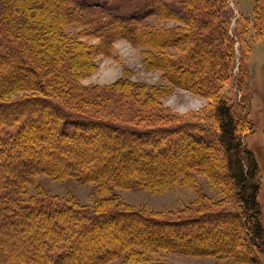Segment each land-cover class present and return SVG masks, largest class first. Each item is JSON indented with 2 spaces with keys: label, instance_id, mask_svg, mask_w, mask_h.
Masks as SVG:
<instances>
[{
  "label": "rangeland",
  "instance_id": "374dc122",
  "mask_svg": "<svg viewBox=\"0 0 264 264\" xmlns=\"http://www.w3.org/2000/svg\"><path fill=\"white\" fill-rule=\"evenodd\" d=\"M144 1L153 4L154 9L141 19L128 21L132 23L131 31L139 33L138 37H129V34L123 36L122 27L128 25L124 23L118 27L117 22L125 21L114 17L134 12L140 14L139 8L141 7L138 6ZM33 2L34 0L32 3L31 0H28L26 8L21 7L17 12L12 13L10 34L13 37L10 38L11 41L18 46L22 45L21 41H23L24 35L22 30L18 34L19 22L28 21L34 25L33 30L37 35L41 29L38 28L37 21L47 23L46 21L51 19L54 14L56 19L54 26L66 31V34L71 35V38L73 35L78 36V41L81 40L87 45L97 47L99 52L97 51L93 56L94 65L90 71L83 73L80 77L79 82L85 90L81 91L80 97L87 99L88 96L91 100L93 98L106 113L107 117L105 118L117 122L121 126L120 130L127 132L126 134H122L120 131L116 132V137L121 139L120 145L124 143L122 137L127 140L126 143L135 144L133 146L136 148L135 152L142 162L149 165L148 168L170 165L178 161L188 164V161L197 158H201L205 163L206 171L197 172L195 170L190 174H184L182 179L179 178L169 185H162L158 190H151L149 187L131 183L132 186L129 185L128 188L113 186L114 193L116 192L126 204L148 213H158L159 216L173 221L194 217L204 209L213 208L217 212L223 206L226 207L224 210L232 211L238 215L241 209L238 208L240 205L235 199L234 168L229 166L227 152L220 142L222 130L219 118V100L223 98L229 101L228 103L236 115L237 132H239L246 127V123L240 120V115L243 111L242 104L247 96L249 97L248 111L250 119L254 123V132L248 135L245 143L257 166L256 172L260 184L258 200L264 223V34L258 35L255 28L256 0H228L230 7L228 10L235 16L232 29L236 35L240 36L242 44L236 51L234 62L231 63V59H227L228 66L232 65V74H229V78L219 90L218 95L221 99H218V95L212 99L208 95L187 87L184 76H180L182 69L172 70L170 66L166 69L164 66L167 63L162 62L164 55L178 57L182 54L183 57L185 52L193 47V43L182 45L179 37L182 35V31H187L197 38V32L194 30L196 25L204 20V17L198 14V9L203 8L198 0H64L61 2L64 11H59L51 5L52 10L45 3L40 9V6H36ZM186 3H189L191 10L184 7ZM228 4L224 0L221 12L217 13L213 19L214 26L220 35L224 32L227 33L229 29L231 16L226 10ZM32 6L37 7L39 11L38 13L31 12L29 15L27 13L34 9ZM207 17L209 18L210 14ZM61 21L62 23H60ZM117 31L119 35L113 36ZM166 40L168 41L166 42ZM220 40L222 42L221 50L224 53L229 43L226 40ZM0 43L5 44L6 50L9 41L0 38ZM29 43L31 46L27 47L32 49L33 43L30 41ZM39 44L35 41L33 46L37 48ZM236 44L239 45V41ZM241 49L242 60L240 58ZM1 51L3 50L1 49ZM73 57L70 53L62 54L61 66L73 61ZM241 63L247 65L249 74V81L244 91L238 84L240 74H243ZM62 73L71 77L69 71ZM117 83L124 86L126 83H130L134 87H140L145 96L154 93V96H157L153 103L154 109L143 108L144 96L140 97L137 92L132 94L131 92L118 91L116 87H113ZM1 88H3V83L0 79V91ZM22 96V92H17L12 97L14 100H19ZM63 96L62 101L66 105L70 102L68 100L70 97L66 94ZM3 104L6 106L7 101H4ZM5 106L0 105V109L3 108L2 112L0 111V122L10 116L8 112L3 111ZM28 112L30 115L33 110ZM90 112L89 110V114ZM62 113L61 117H54L53 124H51L53 117H46L45 122L40 120L44 116L39 111L38 115L35 114L34 117L28 116L29 122L23 123L22 127L19 125L20 123L8 127L7 122L0 126V182L4 178L15 177V168L25 169L23 163L27 161L28 157L33 161L32 165L53 159L58 161L57 157L61 160L59 162L64 163L62 160L66 159L65 155L68 158L65 151L75 145L71 140L72 136L78 133H80V139L76 140L77 145L85 152L78 160H76L78 154L69 157L70 160L74 159L79 162L89 156L98 157L101 160L100 163L111 160L110 158L113 157L110 154L111 150L117 146L115 138L111 137V132L101 137V131L97 128L85 126L79 129L77 124L70 121L73 120V117H67V113L63 111ZM176 119L177 121L169 124V121ZM168 125L173 126L168 127ZM20 127L26 130L25 135H27L25 141L16 143L15 148H18V144L22 148L21 154H18L17 150L11 153L12 155L6 154L11 142L6 138L18 131ZM174 127L176 128L174 129ZM174 130H176L175 133ZM131 131L136 136H130L128 133ZM59 144H62L61 150ZM97 145L98 149L94 147ZM102 146H106L104 150ZM127 146L126 148L118 147L121 151H127L129 150ZM28 152H32L31 155ZM186 153L190 154L186 155ZM209 170L213 172L215 178L211 177L208 173ZM215 173H218L219 176L218 174L216 176ZM158 176L160 175L157 174L154 177ZM23 182L22 185L25 186L26 193L21 197L22 201H30L29 199L36 201L43 197L48 200L56 198L61 202L70 199L80 205L92 208L100 199V195L96 191L97 183L93 179L82 181L69 174L54 176L47 171H39L34 177L29 176ZM223 195L225 200L219 202ZM23 216L22 219L20 218L21 220L15 218V222L10 220L11 222H8L2 229L3 237L0 235V247L4 249L5 246L8 250L6 253L8 252V255L13 253L16 258V262L12 261L10 264H34V257L24 254L20 244L24 227L35 231L49 229V227L57 225L54 222L57 219V214L54 211L40 212L33 209L30 214ZM206 221H209V225L216 223L219 225L214 228H211L210 225L207 230H205V225L188 226L179 230V235H182L183 240L200 239L201 244L198 246H192L191 250L187 249L189 251H186L185 249L182 252L163 250L153 256L171 264H264V256L256 249H251L250 234L242 228L238 218H234L235 222L232 226L228 223L223 224L221 218H211ZM124 222V220L111 219L107 225L111 227L116 225L114 231L125 235L141 232L144 234L153 227L145 224L140 228L138 226L135 228ZM106 226L103 227V230L100 228L96 233L89 235L92 242L94 239L97 242L92 246L99 248V251L94 253V257L98 255L102 258V256L108 255L107 251L110 252V249L121 243L119 238L114 237L115 235L108 234L110 231L108 229L111 228L106 229ZM172 231L168 228H159L155 233L163 237H173L174 241L180 242L181 236L175 237V232L173 231L172 234ZM100 234L104 235L103 239H100ZM97 236L99 240H97ZM215 240L218 242L215 243ZM77 260L81 261L79 264L88 262L82 253L75 252L72 255H66L59 264H77L74 263ZM0 261H2V256ZM100 264H126L125 255L114 253Z\"/></svg>",
  "mask_w": 264,
  "mask_h": 264
},
{
  "label": "trees",
  "instance_id": "16d2710c",
  "mask_svg": "<svg viewBox=\"0 0 264 264\" xmlns=\"http://www.w3.org/2000/svg\"><path fill=\"white\" fill-rule=\"evenodd\" d=\"M62 1L64 0H34L33 3L36 6H40V9L45 3L51 9V5H53L59 11H64L61 4ZM198 1L203 5V8L200 7L198 9V14L199 16H203L204 20H201L194 30L197 32V38H194L193 35L187 31H182V35L179 37L182 45L193 43V47L186 51L183 57L182 54L178 57L164 55L162 62L167 63L164 66L166 69L169 66L172 70L181 68L182 75L180 74V76H184L187 87L193 88L197 92L208 95L210 98L214 99L217 97L226 79L229 78V74H232V65L230 66L229 64L228 66L227 59H231V63L234 62L236 51L240 49L242 41L240 40V36L236 35L232 29L235 16L228 10V8L230 9L228 0H225L228 4L225 6L231 16L228 25L229 29L227 33L224 32L222 35H220V32L215 28L213 19L217 13L221 12L224 0ZM27 3L28 0H0V38L9 41L6 50L5 44L0 43V79L1 83H3V88H1L0 91V105L5 106L3 102L7 101V105L4 107L3 111L8 112L10 115V120L6 118V120L0 122V126L7 122V124H9L7 125L8 127H13L18 123H20L19 125L22 127L23 123L26 124L29 122L28 116L34 117L35 114L38 115L39 111L41 115L44 116V118L41 117L40 120L45 122L46 117H53L51 121V124H53L54 119L57 116L61 117L63 111L67 113V117H73V120L70 121L77 124L79 129L85 126L97 128L101 131V137L111 132V137L115 138L117 146L115 149L111 150L112 152L109 151L113 157L110 158L111 160H108V162L105 160L104 163H100L101 160L98 159V157L92 156H89V159L85 158L83 161L79 162L74 159L70 160L71 158L69 157L77 154L76 160H78L85 152L84 149H81V147L77 145L78 142L76 140L80 139V133H78L72 136L71 142L73 141V143H75V145H73L75 147L72 146L69 150L65 151L68 158L65 155L66 159L62 160L64 163L59 162L61 160L57 157L58 161L53 159L44 163L41 162L40 164L36 163L32 165L33 161L28 157L27 161H24L25 163L22 162L25 169L19 170L15 168V177L10 179L4 178V180L0 182V235L2 236V229L6 227L8 222H11L10 220L15 222V218L17 220L20 218L22 219L24 217L23 215L30 214L33 209L36 211L39 210L40 212L54 211L57 214V219L54 221L57 225L49 227V229H37L35 231H31L28 227H24L20 244L24 254L34 257V264H59L62 258L66 255H72L75 252L83 254L84 259L86 258V261H88L86 264H100L103 260L105 261L110 258L114 253H116V255H125L126 264H171L167 261H162L161 258H155L153 255L163 250L168 252H182V250L185 251L186 249V251H189L192 246L195 247L201 244L199 241L200 239L189 238L183 240L182 235H179L180 229L188 226L205 225V230H207L210 228L209 226L211 224L209 225V221L206 220H210L211 218H221L223 224L228 223L232 226L235 222L234 218H238L242 228L250 234L251 249H256L264 256V223L262 221L260 202L258 200L260 184L256 172L257 166L245 143L248 135L254 132V123L250 119L248 111L249 97L246 96V100H244L242 104L243 111L240 115V120L246 123V127L237 132L238 122L235 120L236 115L234 110L229 105V101L223 98L221 99L218 95V99H221L219 100V118L222 130L220 142L227 152L229 166L234 168L233 178L236 184L235 199L240 205L238 208L241 209L238 215L232 211L224 210L226 207L223 206L217 212H215L216 210L213 208L208 210L204 209L203 212L199 211L194 217L173 221L159 216L160 214L158 213H148L140 208L138 209L132 205L126 204L116 192H113V186L128 188L132 186L131 183H137V185L149 187L151 190H158L162 185H169L179 178L182 179L184 174H190L195 170L197 172L200 170L206 171L205 163L202 162L201 158H197L188 161V164L187 162L178 161L170 165L156 168L150 166V168H148L149 165L142 162L137 152H135L136 148L133 147L135 144L126 143L127 140L122 137L124 145L122 143L120 145L121 139L120 137H116V132L120 131L122 134H126L127 132L121 131V126L117 122L110 118L107 120L105 118L107 117L105 115L106 113L97 105L93 98L91 100L88 96L87 99L86 97L84 99L80 97L81 91H85L84 86L79 82L80 77L83 73L90 71L91 67L94 65L93 56L97 51L99 52V50L97 47L87 45L86 42H82L81 40L78 41V36L76 37L73 35V38H71V35L68 34V36L66 31L54 26V24H56L54 14L51 16V19L46 21L47 23L37 21L38 28H41L37 35L35 34V30H33L34 25H31L28 21L19 22L17 26L18 34L21 32L20 30H22L24 36L22 37L23 41H21L22 45H16L11 41L12 39H10L13 37V35L10 34L12 28L11 18H13L12 13L17 12L21 7L26 8L28 6ZM188 4L189 3H186L184 7L191 10L192 8ZM138 7H141L139 8L141 11L140 14L134 12L128 13V15L119 14L114 17L125 21L123 23L117 22L118 27L124 23L128 25L127 27H122L123 31H121V33L123 36L129 34V37H138L139 33L133 30L131 31L132 23L128 21L141 19L154 9L153 4H149L147 1H144V3ZM38 11L39 9L35 7L26 13L30 15L31 12L38 13ZM208 14H210L209 18L207 17ZM255 22L258 35L264 34V0H256ZM60 23H62V21ZM117 35H119L118 31L113 34V36ZM220 39L226 40L229 43L224 53L221 50L222 42ZM168 40H166V42ZM29 41L32 42L33 45L35 41L39 42V47L36 48L32 45V49H29L27 47L31 46ZM237 41H239V45L236 44ZM1 49L3 51H1ZM241 52L242 49L240 50V58L242 60ZM67 53L74 56L73 61L71 60L68 64H65L66 66L63 64L62 67V54L65 55ZM240 66L243 74H240L238 84L241 90L244 91L249 81L248 67L244 65V63H241ZM64 71H69L73 78L68 74L62 73ZM113 87H116L118 91H122L123 93L131 92L135 94L134 92H137L140 97L141 95L144 96L143 99L145 104L143 108L149 107L154 109L153 103L157 98V96H154V93L145 96L142 88L134 87L130 85V83H126V86L117 83L113 85ZM17 92H22L23 96L19 100H14L12 96ZM64 94L70 97H67L70 102L66 105H64L62 101L64 99ZM2 109H0L1 112ZM30 110H33V113L29 115L28 111ZM89 110L91 111L90 114ZM175 121H177V119L169 121V124ZM172 126L173 125H168V127ZM21 127L18 131H15L14 134H11L10 137L6 138L11 141L6 154L12 155L11 153H14L15 150H17L18 154H21L20 151L22 148L19 144L18 148H15L16 143L25 141L27 138V135H25L26 130ZM175 128L176 127H174V129ZM175 131L176 130H174V133ZM128 134L130 136H136L132 131ZM60 135L68 136L66 134ZM61 145L62 144H59L60 150L62 149ZM126 145H128L127 149H129L127 151H121L118 147L126 148ZM94 147L97 148L98 145ZM105 147L106 146L102 149L104 150ZM110 149L109 147V150ZM31 153L32 152H28L29 155H31ZM188 154L190 153H186V155ZM62 155L60 157L61 159L63 158ZM18 171H20V173H18ZM39 171H47L54 176L69 174L82 181L93 179L97 183L96 191L99 193L100 199L96 201L92 208L80 205L76 201L70 199L61 202L56 198L48 200L43 197L36 201L31 199H29L30 201H22L23 199L21 197L26 193L25 186L22 185L24 184L23 181L29 176L34 177ZM208 173L211 177H214L211 170H209ZM157 174L162 177H154ZM163 174L166 175L163 176ZM217 174L218 173H215L216 176ZM223 197L224 195L219 202L225 200ZM214 207L217 209L216 206ZM111 219L124 220L125 224H129V226L132 225L135 228L137 226L140 228L145 224L153 227L150 228L148 232H144V234L141 232L125 235L124 233L120 234L114 231L116 225H114V227L107 225ZM218 225V223L215 225L213 224L211 228L218 227ZM104 226H106V229L111 228L108 229L110 230L108 234H110V236L115 235L114 237L119 238L121 243L110 249V252L107 251L108 255L102 256V258L98 257V255L94 257V253L97 250L99 251V248L92 246V244L97 242L96 239L92 242V238L90 239L89 235L96 233L100 228L103 230ZM159 228L173 230L175 232V237L178 238L181 236L180 238L182 240L176 242L173 237H163L155 233ZM173 231L172 234L174 233ZM100 236V239L104 238V235L100 234L99 237ZM99 237H96L98 238L97 240H99ZM216 241L218 242V240H215V243ZM6 251L8 250L5 246L4 249L0 247V257L2 256L0 264H10L12 261L16 262L14 254L9 253L8 255ZM74 263L79 264L81 261L77 260Z\"/></svg>",
  "mask_w": 264,
  "mask_h": 264
}]
</instances>
